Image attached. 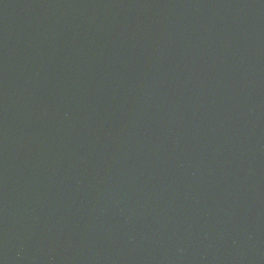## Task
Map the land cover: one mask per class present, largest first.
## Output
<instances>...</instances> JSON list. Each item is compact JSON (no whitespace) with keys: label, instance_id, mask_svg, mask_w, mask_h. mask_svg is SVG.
<instances>
[{"label":"water","instance_id":"water-1","mask_svg":"<svg viewBox=\"0 0 264 264\" xmlns=\"http://www.w3.org/2000/svg\"><path fill=\"white\" fill-rule=\"evenodd\" d=\"M0 264H264V0H0Z\"/></svg>","mask_w":264,"mask_h":264}]
</instances>
